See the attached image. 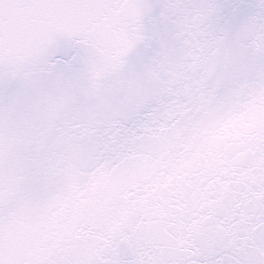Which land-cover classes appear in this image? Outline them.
I'll return each instance as SVG.
<instances>
[{
  "label": "snow or ice",
  "instance_id": "obj_1",
  "mask_svg": "<svg viewBox=\"0 0 264 264\" xmlns=\"http://www.w3.org/2000/svg\"><path fill=\"white\" fill-rule=\"evenodd\" d=\"M0 264H264V0H0Z\"/></svg>",
  "mask_w": 264,
  "mask_h": 264
}]
</instances>
